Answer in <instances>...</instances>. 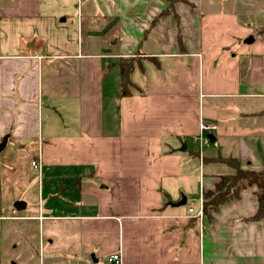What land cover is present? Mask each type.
Listing matches in <instances>:
<instances>
[{"label":"crops","instance_id":"crops-1","mask_svg":"<svg viewBox=\"0 0 264 264\" xmlns=\"http://www.w3.org/2000/svg\"><path fill=\"white\" fill-rule=\"evenodd\" d=\"M263 4L0 0V208L47 231L39 264H264L255 185L188 212L227 159L264 168Z\"/></svg>","mask_w":264,"mask_h":264},{"label":"rangeland","instance_id":"rangeland-1","mask_svg":"<svg viewBox=\"0 0 264 264\" xmlns=\"http://www.w3.org/2000/svg\"><path fill=\"white\" fill-rule=\"evenodd\" d=\"M3 153L4 152L0 154V170L2 168L1 164H3L1 157L4 156ZM27 180L29 183H26L24 185L14 184V187H9V189H7L10 193V196L12 197L9 203V208L15 212H18V210H20L17 209L14 205L15 202L18 201V199H15L17 191H19L18 195L21 193V195L19 196L20 199H24V201H27V199L25 198H28L29 200L31 198V202H33V195L39 179L27 178ZM24 181L26 180L23 178V183ZM6 186L7 181H5L4 187L2 185V181L0 182V203L2 202V197H6V194H4ZM24 188L25 190H23ZM203 202L204 195H202L200 199V203H202V205ZM7 214L8 212H5L0 208V264H39L41 261V258L39 260L38 256L39 245L40 242L43 241L45 247H47V231H43L42 225L39 227L37 222H31V225L26 229L23 227L24 223L26 224L30 222L7 217Z\"/></svg>","mask_w":264,"mask_h":264},{"label":"trees","instance_id":"trees-1","mask_svg":"<svg viewBox=\"0 0 264 264\" xmlns=\"http://www.w3.org/2000/svg\"><path fill=\"white\" fill-rule=\"evenodd\" d=\"M132 63L123 61L120 65V93L129 94L132 83L129 74ZM234 168L233 174L222 175L213 191L204 192L203 210L206 215H211L219 206L237 197L240 191L248 186H256L257 210L253 219L259 220L264 217V168L251 169L240 165L237 159L226 160Z\"/></svg>","mask_w":264,"mask_h":264},{"label":"built area","instance_id":"built-area-1","mask_svg":"<svg viewBox=\"0 0 264 264\" xmlns=\"http://www.w3.org/2000/svg\"><path fill=\"white\" fill-rule=\"evenodd\" d=\"M216 128V125L215 124H208V123H205V122H201L200 123V133L199 135L196 137L197 140H199L202 144H206L208 143V138L205 134L206 131L208 130H212V129H215ZM31 165L34 167V168H39V161L37 160H32L31 161ZM188 212L189 213H194L198 218L199 220H202V218L204 217V211H203V205L202 203H200V206L197 210H195L192 206L188 207ZM43 217L42 216H39V219H42ZM109 261H113L115 263H118L121 259L120 255L119 254H112L108 257Z\"/></svg>","mask_w":264,"mask_h":264},{"label":"water","instance_id":"water-1","mask_svg":"<svg viewBox=\"0 0 264 264\" xmlns=\"http://www.w3.org/2000/svg\"><path fill=\"white\" fill-rule=\"evenodd\" d=\"M211 140H213V139L211 138ZM1 146H2V145L0 144V148H1ZM183 148H184V147H183ZM184 202H185V200H182V201H179L178 204H184Z\"/></svg>","mask_w":264,"mask_h":264}]
</instances>
